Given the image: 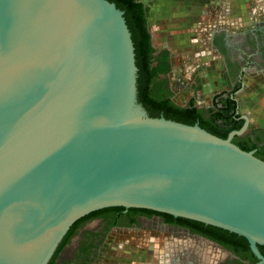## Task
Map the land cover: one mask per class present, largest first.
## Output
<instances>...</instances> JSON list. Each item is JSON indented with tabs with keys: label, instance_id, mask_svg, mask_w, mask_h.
Masks as SVG:
<instances>
[{
	"label": "water",
	"instance_id": "water-1",
	"mask_svg": "<svg viewBox=\"0 0 264 264\" xmlns=\"http://www.w3.org/2000/svg\"><path fill=\"white\" fill-rule=\"evenodd\" d=\"M110 0H0V264H47L71 224L146 208L247 239L264 262V159L199 122L152 117Z\"/></svg>",
	"mask_w": 264,
	"mask_h": 264
},
{
	"label": "flooded vegetation",
	"instance_id": "flooded-vegetation-1",
	"mask_svg": "<svg viewBox=\"0 0 264 264\" xmlns=\"http://www.w3.org/2000/svg\"><path fill=\"white\" fill-rule=\"evenodd\" d=\"M134 2L141 9V15L132 8L128 10L134 32L143 38L149 34L151 42L147 2ZM182 6L184 10L186 5ZM194 18L189 16L191 21ZM208 30L207 43L223 57L233 81L228 94L215 98L229 95L235 104L227 106L221 101L216 107H221L229 118H242L244 122L234 93L259 83L258 76H264V20H256L242 30H227L217 23ZM161 88L163 94L172 98L168 84L160 87L158 93ZM245 132L262 149L264 129L248 126ZM169 260L173 264H253L259 259L251 249L242 247L239 237L216 226L146 208L108 206L75 220L47 264H168Z\"/></svg>",
	"mask_w": 264,
	"mask_h": 264
},
{
	"label": "rangeland",
	"instance_id": "rangeland-1",
	"mask_svg": "<svg viewBox=\"0 0 264 264\" xmlns=\"http://www.w3.org/2000/svg\"><path fill=\"white\" fill-rule=\"evenodd\" d=\"M146 2L151 43L157 51H169L171 68L164 77L167 78L173 101L185 106L193 99L201 109H214L215 97L231 91L233 81L223 57L207 43L208 29L217 23L227 30H242L256 20H264V0ZM182 5H186L184 10ZM189 16L195 17L194 21L189 20ZM215 76L220 78V85L214 83ZM258 77L261 78L259 83L237 91L245 94L237 102L239 112L248 115L249 126L264 129V76ZM246 137L248 134L245 132L240 139ZM261 155L264 157V150Z\"/></svg>",
	"mask_w": 264,
	"mask_h": 264
},
{
	"label": "trees",
	"instance_id": "trees-1",
	"mask_svg": "<svg viewBox=\"0 0 264 264\" xmlns=\"http://www.w3.org/2000/svg\"><path fill=\"white\" fill-rule=\"evenodd\" d=\"M110 1H115L118 8L124 11L126 10L124 17L132 34V40L135 48L136 65L138 67V100L146 107L150 116L158 117L162 114L168 119H173L188 124L199 122L202 127L221 137H226L229 131L238 129L242 126V118H229L228 115L226 116V114H223L221 107H216L221 101H223V104L227 106L235 104L234 100L231 99L229 95H227V97H221L219 100H214L215 110L213 108L206 110L197 107L194 104L193 99H190V101L185 106L178 105L171 97L168 96V94H163L162 88V91L158 93L157 90L160 87L167 85V78L163 75L167 74L171 68L169 51L167 49H161L157 51L150 42L149 34L147 37L143 38L139 32H134V25L129 18L128 10L129 8H132L138 15H141L140 4L135 3L134 0H125L130 3L129 6L125 1ZM219 96L221 95H217L216 98ZM219 119H221L222 123H218ZM246 138L247 139L241 140L240 137L237 136L235 137V142L243 149H256V154L258 156H262L261 153L262 150H264V146L262 147L263 149H260L253 140H251L249 137ZM226 231L230 232L228 230ZM231 234L239 237L240 243L244 249H250L249 243L245 237L233 232H231ZM259 248L264 254V245H259ZM250 255L254 259V256L251 252Z\"/></svg>",
	"mask_w": 264,
	"mask_h": 264
},
{
	"label": "crops",
	"instance_id": "crops-1",
	"mask_svg": "<svg viewBox=\"0 0 264 264\" xmlns=\"http://www.w3.org/2000/svg\"><path fill=\"white\" fill-rule=\"evenodd\" d=\"M213 80H214V83L215 84H218V85H220L221 84V80H220V78L219 77H217V76H215V77H213ZM213 83V84H214ZM229 92V91H228ZM228 92H227V94H228ZM214 94V93H213ZM243 96H245V94L243 93V92H237V93H234V97H235V99L239 102L241 99H239V97H243Z\"/></svg>",
	"mask_w": 264,
	"mask_h": 264
},
{
	"label": "bare ground",
	"instance_id": "bare-ground-1",
	"mask_svg": "<svg viewBox=\"0 0 264 264\" xmlns=\"http://www.w3.org/2000/svg\"><path fill=\"white\" fill-rule=\"evenodd\" d=\"M173 243V242H172ZM174 244H176V243H174ZM178 245V244H177ZM172 246V245H171ZM180 247V246H179ZM174 248V247H173ZM181 248V247H180ZM203 255V254H202ZM163 259H165V258H163ZM170 261V260H169ZM209 261V260H208ZM166 264V263H165ZM168 264H173V263H171V261L170 262H168ZM202 264H206V262H204V263H202Z\"/></svg>",
	"mask_w": 264,
	"mask_h": 264
}]
</instances>
